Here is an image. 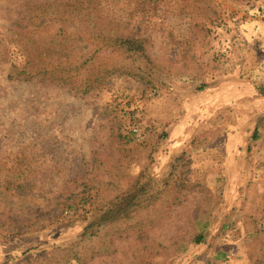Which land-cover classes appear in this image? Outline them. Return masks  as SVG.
Wrapping results in <instances>:
<instances>
[{"label":"rangeland","instance_id":"1","mask_svg":"<svg viewBox=\"0 0 264 264\" xmlns=\"http://www.w3.org/2000/svg\"><path fill=\"white\" fill-rule=\"evenodd\" d=\"M66 1L0 0V264H264V0H100L151 62L85 95L15 75L25 48L55 68L89 39L79 63L126 62L108 29L62 37Z\"/></svg>","mask_w":264,"mask_h":264},{"label":"trees","instance_id":"2","mask_svg":"<svg viewBox=\"0 0 264 264\" xmlns=\"http://www.w3.org/2000/svg\"><path fill=\"white\" fill-rule=\"evenodd\" d=\"M159 0H140L137 5L146 7V4H154ZM100 0H67L65 3L56 4V14L60 15L61 19L59 30L68 31L66 32L70 36L63 35L62 37H71L72 34L69 33L70 28H77L78 26L84 27L89 33L91 31L103 32L108 29L110 31L109 38L104 39L101 42V46L112 47V52L122 55V61L126 62L119 64H113L108 66L105 62H100L97 66L94 61H90L91 58H86L85 60L79 61L84 57L83 50L88 45L81 46V51L76 52L75 57L64 59L58 56H54L57 61V66L55 68H39L34 66V61L46 56H50V53L59 54L56 48H49L46 52H41L39 47L35 50L25 48L24 55L28 60L27 67L16 70L15 75L24 80H32L35 77H44L50 80L51 83L68 88L69 91L75 94L85 95L90 93L94 89H101L108 85L110 82L109 74L112 72L131 69L130 64H134L137 58L144 59L151 62L149 53L147 51L148 39L141 35V25L135 24L130 28L129 22H122V19H115L110 17L111 15L105 16L101 15L104 13L100 8ZM99 13V19L94 16V12ZM75 15H68V19L64 16L68 13H74ZM75 16V19L73 18ZM66 21L70 22V26L67 27ZM71 39H73L71 37ZM88 41V40H86ZM60 48V43L58 44ZM51 49V51H50ZM98 52V50L96 51ZM124 55V56H123ZM41 56V57H40ZM92 57V55L90 56ZM63 59V61H61ZM128 59L130 62L127 63ZM89 60V61H88ZM98 61V60H97ZM129 70L128 72H130ZM12 76V74H11ZM260 92L264 95V85L260 86ZM133 188V192L127 193L125 196L117 197L111 202L108 210L100 217V220L104 221H118L124 218H128L131 214L136 211L138 206H142L138 200L141 198V194L136 192Z\"/></svg>","mask_w":264,"mask_h":264},{"label":"built area","instance_id":"3","mask_svg":"<svg viewBox=\"0 0 264 264\" xmlns=\"http://www.w3.org/2000/svg\"><path fill=\"white\" fill-rule=\"evenodd\" d=\"M137 130H138L137 128L134 129V131H136V132H137Z\"/></svg>","mask_w":264,"mask_h":264}]
</instances>
